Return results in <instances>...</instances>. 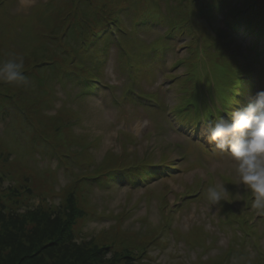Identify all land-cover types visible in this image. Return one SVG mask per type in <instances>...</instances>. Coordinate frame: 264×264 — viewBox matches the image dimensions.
<instances>
[{"label":"rangeland","instance_id":"374dc122","mask_svg":"<svg viewBox=\"0 0 264 264\" xmlns=\"http://www.w3.org/2000/svg\"><path fill=\"white\" fill-rule=\"evenodd\" d=\"M49 1L0 0V61L22 58L30 79L27 86L0 82V151L12 152L3 156L9 174L22 168L31 175H0V222L6 212L11 220L43 217L50 205L58 212L67 185L81 180L86 190L75 192L62 215L77 242L94 237L123 247L126 240L138 249L136 264H236L264 253V211L253 209L252 194L236 185L231 158L205 140L206 121L196 127L184 121L222 115L221 107L241 110L264 90V32L240 25L225 43L217 27L228 29L227 7L215 24L207 17L188 22L184 0H82L76 8ZM112 5L120 7L113 12ZM103 12L112 21L100 28ZM43 59L52 65L36 67ZM237 74L245 79L226 83ZM234 92L246 103L227 105ZM141 160L164 172L136 186L90 179ZM217 183L230 194L213 205L204 193ZM151 230L163 231L154 243L142 238Z\"/></svg>","mask_w":264,"mask_h":264},{"label":"trees","instance_id":"16d2710c","mask_svg":"<svg viewBox=\"0 0 264 264\" xmlns=\"http://www.w3.org/2000/svg\"><path fill=\"white\" fill-rule=\"evenodd\" d=\"M79 1L82 0H50L49 3L51 2L50 4L52 5L50 6L52 7L54 5H60L61 2H66L69 3L73 8H76ZM129 1H131L130 5L135 3L133 0ZM103 2L99 1L97 5L100 6V4ZM184 4L186 9L181 12V14L185 15V21L192 22L191 19L207 17L213 24H215L217 21L219 14L223 13V9L227 7L226 13L224 12L223 21L228 29L217 27L219 31L226 34L227 39L225 43H227V40H230L231 38V30L237 29L240 25H242L249 33L256 34L264 32V0H184ZM104 5L105 2L102 4V7ZM120 5H117V7L116 5H112L113 12L118 10ZM80 11L81 13L84 12L83 9H80ZM111 21L112 16L110 18L107 16L105 17L104 13L100 28L110 24ZM87 27L88 26L81 25L83 30ZM70 34L71 33L69 31L66 32L67 37L70 36ZM81 34L84 39H89L88 34L85 35L83 31H81ZM49 36L50 35L48 34L47 38H49ZM211 39L217 47H220V40L218 37L216 38L211 36ZM106 46L109 49V45ZM69 51L75 55L74 48H70ZM52 63L53 61L43 59L40 64H37L36 67H39L40 65H52ZM75 66L77 69H81L79 64H76ZM250 75L252 77L251 71ZM240 76L241 74H237V80L236 76H231L230 80L226 83L232 84L235 81H239L241 78L245 79L244 74L241 78ZM235 100L240 101L242 105L246 103L243 96L238 92H234L230 96V101L226 103L230 104L231 101ZM238 106L236 107L238 108ZM0 111L1 113L4 112L3 107ZM221 116L224 117L223 112ZM208 117L210 118H202L197 113L196 115L192 116H184V121H188L189 127L191 125L196 127L200 124V122H197L198 120H204L207 122L208 120H213L215 118L209 113ZM56 132L59 133L60 129L56 130ZM0 145H4L3 142L0 143ZM5 148L11 152L9 148ZM7 150L5 152L6 154H9ZM5 152L2 154V151H0V156L3 157ZM8 160L9 159H7V156L3 157L4 165ZM130 165H122L127 167L124 168L122 172L121 167L119 166L117 172L111 169L112 171L109 170L107 172L101 171L99 173H94L90 179L94 181L102 180L100 181L101 184H99L101 186H109L120 178L121 182L136 185L139 182L144 183L146 181H153V179H156L164 172V170H160V167L154 165L152 162L146 164L144 160H141V164H138L134 167H130ZM128 168L130 170L126 171ZM0 173L1 176L9 179L17 178V176L19 177V173L20 177L26 176L28 178L29 176L22 168L21 171L9 174L6 165L4 171H1ZM22 187L28 188L26 185H23ZM67 187L70 190L65 196L66 203L59 206L60 210L58 212H54L53 210H55V206L50 205V212L43 214V217H41L39 214L31 213L27 217H16V220L9 219L11 216L14 217L12 213H5L3 221L0 222V264H136L135 261L138 249L131 250V243H125L126 240L123 243V247H114L113 244H108L106 240L98 241L94 237L90 238L89 240L84 239L77 242L75 233L72 230L70 236H67L68 231L67 228H65V220L62 218V215L63 213H66L68 205H72L71 200L77 196L75 192H77L78 196H82V193L86 190L85 184L82 183L81 180H76L74 183L67 185ZM48 188H51V186ZM53 193L57 192L49 193L48 198L55 196ZM80 205L82 206V203H79L78 201V206L80 207ZM75 208L76 211L80 212V216L87 214L85 211H83V209H80L81 207L78 208L75 206ZM52 214H55V217L52 218ZM34 216H37V218H32ZM152 231L153 230L147 232L142 238H153L152 243L156 242L158 236L161 235L163 231ZM121 232V236H124V239L129 238L130 240H138L135 233L128 231ZM250 262L252 264H264V253L260 251L258 255L252 260L247 259L243 262H237L236 264H251ZM226 264L231 263L226 261Z\"/></svg>","mask_w":264,"mask_h":264},{"label":"clouds","instance_id":"9594fccd","mask_svg":"<svg viewBox=\"0 0 264 264\" xmlns=\"http://www.w3.org/2000/svg\"><path fill=\"white\" fill-rule=\"evenodd\" d=\"M0 82L30 84L22 58L0 61ZM219 111L227 112L229 118L214 115L213 120L201 123L200 131L214 145V150L231 158L238 178L236 185H243L253 196L251 207L264 211V90L258 91L253 101L241 110L228 111L221 107ZM229 194L223 183L207 186L204 193L213 205L228 201Z\"/></svg>","mask_w":264,"mask_h":264}]
</instances>
